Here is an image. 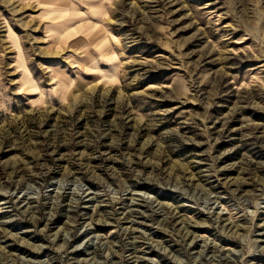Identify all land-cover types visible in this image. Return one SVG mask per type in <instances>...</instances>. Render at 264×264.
<instances>
[{"label":"rangeland","instance_id":"obj_1","mask_svg":"<svg viewBox=\"0 0 264 264\" xmlns=\"http://www.w3.org/2000/svg\"><path fill=\"white\" fill-rule=\"evenodd\" d=\"M0 264H264V0H0Z\"/></svg>","mask_w":264,"mask_h":264}]
</instances>
